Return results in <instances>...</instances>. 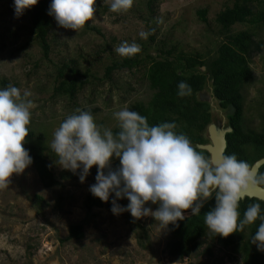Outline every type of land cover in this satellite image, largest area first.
I'll list each match as a JSON object with an SVG mask.
<instances>
[{"label": "rangeland", "instance_id": "374dc122", "mask_svg": "<svg viewBox=\"0 0 264 264\" xmlns=\"http://www.w3.org/2000/svg\"><path fill=\"white\" fill-rule=\"evenodd\" d=\"M110 2L96 0L97 11L88 22L89 28L100 29V34L85 26L79 31L63 28L53 16L56 40L52 43V62H49L43 58L36 41L25 49L21 48L33 38L24 28L28 25V15H16L14 0H0V89L7 87L1 82L6 80L21 92L25 89L31 91L30 98L35 107L29 130L36 136L24 145L28 151L32 145L43 147L60 181L58 186L45 187L34 167L29 165L22 173H14L9 187L0 190V264H243L240 256L231 260L235 256L233 252L222 249L210 236L192 256L183 260L172 259L166 250L169 239L166 227L152 215L134 218L141 224L137 227L128 221L130 211L114 214L108 208L110 199L104 201L103 207L88 211L84 202L92 193L90 187L97 183L96 165L90 169L84 182L59 178L65 168L57 162L50 144L54 131L68 115L75 113L76 109L98 108L93 115L96 123L113 130L118 127L115 112L125 107L131 110L132 105L146 103L152 95L146 77L147 62L132 70H115L110 78H105V68L113 60L124 58L114 48L124 41H135L141 48L148 43L149 52L158 56L162 47L168 49L171 45H178L187 54L198 52L206 59L211 58L223 39L215 18L233 3L232 0H159L152 14L147 9V0H134L130 10L120 13L110 11ZM259 8L264 11V4ZM203 9L208 10L209 23H204L198 16L197 12ZM161 19L163 23L158 22ZM151 29L156 35L154 43L150 42L151 34L147 39L139 35L141 31L151 33ZM247 29L255 34L256 39L264 41V24H236L233 32ZM72 58L78 59L83 70L89 68L92 74L90 83L74 100L54 92L57 85L55 64ZM251 68L255 79L243 90L245 125L259 131L264 125V51L253 57ZM211 90L208 84L200 97L211 104L215 115L213 124L222 131L227 126V112L219 107ZM40 135L42 137L38 139ZM206 138L209 140L208 132ZM116 158L113 155L111 170H114ZM104 171L107 174L109 168ZM35 194L47 202L41 212L32 200ZM110 194L112 201L127 208L130 203L127 197L117 198ZM60 198L62 209L57 208ZM157 205L149 201L145 207L155 211ZM190 215V212L184 213L185 217ZM72 224H83V239L68 238ZM140 233L146 248L139 244ZM209 245L214 256L202 254Z\"/></svg>", "mask_w": 264, "mask_h": 264}, {"label": "clouds", "instance_id": "9594fccd", "mask_svg": "<svg viewBox=\"0 0 264 264\" xmlns=\"http://www.w3.org/2000/svg\"><path fill=\"white\" fill-rule=\"evenodd\" d=\"M37 3L38 0H14L16 15L19 17ZM133 4L134 0H111L110 11L127 12ZM95 5L96 0H52L49 15L61 27L79 31L94 17ZM158 22L163 23L162 19ZM150 34L139 33L143 39ZM141 50L135 41H124L114 48L121 57H133ZM191 94L192 88L181 81L178 95ZM31 96V91L21 92L11 84L0 89V190L9 187L14 173H22L32 163L24 147L35 107ZM114 116L119 129L116 132L99 126L91 110L76 109L68 115L54 131L50 144L57 162L73 172L82 169L81 182L94 165L98 166L97 183L90 187L94 196L105 202L112 192L117 198L127 197V208L113 200L114 214L130 211L137 219L152 215L164 227L185 219V210L200 214L204 203L215 195V207L204 214L207 229L228 237L260 220L251 242L264 251L261 204H250L242 217L239 211L246 193L264 186V174L235 154L218 159L206 157L186 134L176 131L174 122L150 125L147 117L127 107ZM113 155L120 160L118 170L110 168ZM149 201L159 207L155 211L145 207Z\"/></svg>", "mask_w": 264, "mask_h": 264}, {"label": "trees", "instance_id": "16d2710c", "mask_svg": "<svg viewBox=\"0 0 264 264\" xmlns=\"http://www.w3.org/2000/svg\"><path fill=\"white\" fill-rule=\"evenodd\" d=\"M159 0H147L146 5L150 13H154L155 5ZM230 6L220 11L215 21L219 26V35L223 36L216 54L206 59L201 53L195 52L187 54L178 45H171L168 49L162 47L158 56H153L146 44L142 45V50L133 57L115 59L105 68V78L115 70H132L138 68L145 62L149 64L146 77L149 87L152 90L150 99L144 102H137L131 106V110L139 112L147 117L150 125H157L162 122H174L177 124L176 131L186 134L206 157L210 154L200 149L199 145L209 142L206 138L208 128L215 121L211 104L202 100L200 95L207 89L208 84L212 87L213 96L219 103V107L227 112L229 105L235 108V112L227 116V126L231 131L226 134L227 148L225 155L235 154L238 159L247 161L251 166L264 157V125L261 130L249 128L245 125L244 111V87L255 79V73L251 68V61L256 54L264 51V41L258 40L255 34L247 30L233 32L236 24H249L257 26L264 24V11L259 8L264 4V0H232ZM51 0H38V3L28 9L24 14L28 15L27 28L30 38L21 47L27 48L29 44L36 41L41 47L43 58L52 62L50 55L53 49V42L56 40L54 34L53 15H49ZM259 8V9H258ZM199 18L204 23H209L208 10L203 9L198 12ZM86 28L101 33L100 29L91 27L88 23ZM150 42L154 43L156 35L151 29ZM142 54H145L143 57ZM55 64V63H54ZM56 86L55 94H63L70 100H74L78 92L90 83L92 74L88 68L83 70L79 60L76 58L62 59L55 64ZM205 68V69H203ZM95 77V76H94ZM93 77V78H94ZM101 79V78H100ZM184 81L192 88L190 96L181 97L178 95V84ZM4 86H9L6 80L1 81ZM91 110L94 115L99 111ZM74 114V113H73ZM118 127L113 129L118 131ZM36 136L35 132L29 130V135L25 139V144L29 143ZM41 135L38 139H41ZM25 147V145H24ZM29 155L32 158V165L39 175L45 187L58 186L60 181L56 178V173L52 162L44 154L43 147L32 145ZM120 167V160L117 157L114 161V170ZM82 169L73 172L63 169L59 178L64 181H76L80 179ZM264 174V165L259 170ZM96 174H98V167ZM264 187V186H263ZM115 194V192H112ZM108 208L112 210L113 201L111 194ZM33 202L41 212L47 205L45 199L38 194L32 198ZM215 195L207 200L201 208L200 214L194 215L191 209L184 213H191L190 216L175 224L166 226L169 239L166 244L168 255L172 259L183 260L198 252L205 243V238L210 236L213 242L220 245L222 249H230L235 255L231 260L240 256L243 264H264V251H260L252 238L258 230L260 220L245 227L243 232H234L228 237H223L207 229L204 222V214L215 207ZM252 203L261 204V214L264 215V201L256 198H248L240 201L239 211L241 217L244 211ZM88 211L94 207H103L104 201L90 193L85 202ZM159 205L156 206L157 209ZM57 208L62 209V198L57 203ZM128 221L141 227L133 216H128ZM145 234V232H144ZM85 237L83 224H72L69 230V239L81 240ZM139 244L146 248L144 237L138 234ZM214 256L211 245L207 246L202 254Z\"/></svg>", "mask_w": 264, "mask_h": 264}, {"label": "water", "instance_id": "95a60500", "mask_svg": "<svg viewBox=\"0 0 264 264\" xmlns=\"http://www.w3.org/2000/svg\"><path fill=\"white\" fill-rule=\"evenodd\" d=\"M204 69V68H203ZM235 112V108L232 105H229L227 114L232 115ZM231 131V128L226 127L222 131L217 129L215 124H211L208 128V135L210 143L199 145L200 149L207 151L210 154V158L218 159L221 156L225 155L227 148L226 134ZM264 165V157L257 160L252 167L259 173L260 168ZM248 198H256L261 201H264V187H256L250 189L246 193Z\"/></svg>", "mask_w": 264, "mask_h": 264}]
</instances>
